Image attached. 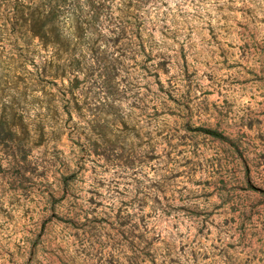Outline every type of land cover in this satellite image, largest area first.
<instances>
[{
	"label": "rangeland",
	"instance_id": "1",
	"mask_svg": "<svg viewBox=\"0 0 264 264\" xmlns=\"http://www.w3.org/2000/svg\"><path fill=\"white\" fill-rule=\"evenodd\" d=\"M12 3L0 264H264V0Z\"/></svg>",
	"mask_w": 264,
	"mask_h": 264
},
{
	"label": "trees",
	"instance_id": "2",
	"mask_svg": "<svg viewBox=\"0 0 264 264\" xmlns=\"http://www.w3.org/2000/svg\"><path fill=\"white\" fill-rule=\"evenodd\" d=\"M10 1L13 2L12 3V8L16 9V10H20V11H22V8L24 7L25 2H26V0H10ZM37 1H40V0H37ZM31 2H32V4L35 3V1H31ZM41 5H44V3H41ZM39 6L36 5V7H34V9L39 8ZM58 12L59 11L55 10V8L53 6H49V9H47V10L43 9V13H42V11H38L37 15H41V14L46 13L47 14L46 17H48V19H54L55 20L57 18V20H58V17H57L58 16ZM43 29H44V24H43V26H42V24H40L39 29H38L39 32H41ZM195 130L202 131L204 133H208V134H210L212 136H215V137H219L220 136V134L217 133L216 131L205 129V128H202V127H196Z\"/></svg>",
	"mask_w": 264,
	"mask_h": 264
}]
</instances>
